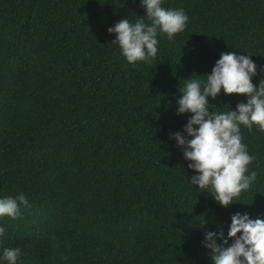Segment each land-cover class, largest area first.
<instances>
[{"label":"trees","instance_id":"1","mask_svg":"<svg viewBox=\"0 0 264 264\" xmlns=\"http://www.w3.org/2000/svg\"><path fill=\"white\" fill-rule=\"evenodd\" d=\"M162 7L184 10V31L158 33L155 59L129 64L107 28L142 17L139 0H0V197L29 202L0 217L16 264H211L205 231L226 232L235 212L264 219V131L240 126L255 179L227 207L188 182L170 138L189 115L178 91L220 52L248 55L252 83L264 78V0ZM244 100L221 91L209 108Z\"/></svg>","mask_w":264,"mask_h":264},{"label":"clouds","instance_id":"2","mask_svg":"<svg viewBox=\"0 0 264 264\" xmlns=\"http://www.w3.org/2000/svg\"><path fill=\"white\" fill-rule=\"evenodd\" d=\"M139 2L144 8L142 17L137 16L135 22L122 18L107 28L108 33L115 34L111 42L129 64L155 59L157 34L171 40L184 31L188 20L183 9L162 7L163 0ZM145 17L150 23H145ZM256 74L257 67L248 55L223 51L204 80L186 78L175 98L176 113L189 114L182 131L170 133L193 172L188 182L201 191L207 190L221 207L236 202L234 198L255 179L254 172L245 174L253 157L241 142L240 126L264 131V78L254 85L251 78ZM221 91L225 95H243L245 100L237 103L234 110L212 112L210 99ZM28 203L22 192L15 197H0V217L15 219L20 215V206ZM205 223L203 219L200 226ZM4 232L0 225V237ZM201 243L209 250L211 264H264V219L235 212L226 232L222 227L205 231ZM20 255L19 247H4L0 250V264H16Z\"/></svg>","mask_w":264,"mask_h":264}]
</instances>
